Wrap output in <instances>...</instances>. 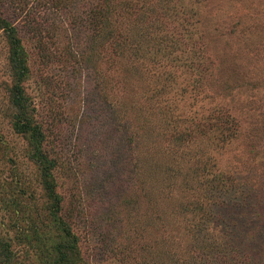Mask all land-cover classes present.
<instances>
[{
  "label": "rangeland",
  "instance_id": "374dc122",
  "mask_svg": "<svg viewBox=\"0 0 264 264\" xmlns=\"http://www.w3.org/2000/svg\"><path fill=\"white\" fill-rule=\"evenodd\" d=\"M100 1L0 0L81 258L264 264V0H112L115 34L93 45ZM8 45L0 30V235L15 242L54 222L9 114Z\"/></svg>",
  "mask_w": 264,
  "mask_h": 264
},
{
  "label": "trees",
  "instance_id": "16d2710c",
  "mask_svg": "<svg viewBox=\"0 0 264 264\" xmlns=\"http://www.w3.org/2000/svg\"><path fill=\"white\" fill-rule=\"evenodd\" d=\"M111 4L112 0H102L87 11L86 23L89 27L87 37L93 45H102L104 39L109 41L112 37V33L107 32ZM0 30L4 32L9 44L10 66L14 79L9 89V114L13 129L29 145V160L38 169L42 187L50 200V221L54 222V226L51 227L48 222L35 223L33 220L31 226H28L29 228L20 231L15 242L0 235V264H32L36 260L33 250L38 251L40 264H87L81 258L78 238L59 217L61 197L56 192L55 162L48 155V150L45 147L47 136L36 120L32 99L24 88L30 74L24 48L17 30L1 13ZM26 200L28 199L26 198ZM11 206L14 215L19 216L26 213L27 207L22 203L15 201ZM201 209L199 205L193 208L195 212ZM48 227L50 231L57 233V242L54 246H48L44 241ZM21 248H24V251L19 250ZM22 252L25 253L22 255Z\"/></svg>",
  "mask_w": 264,
  "mask_h": 264
}]
</instances>
